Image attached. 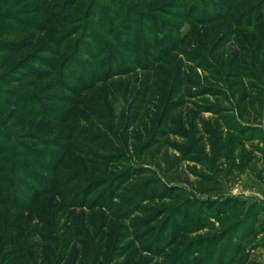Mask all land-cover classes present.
I'll use <instances>...</instances> for the list:
<instances>
[{
    "label": "rangeland",
    "instance_id": "1",
    "mask_svg": "<svg viewBox=\"0 0 264 264\" xmlns=\"http://www.w3.org/2000/svg\"><path fill=\"white\" fill-rule=\"evenodd\" d=\"M66 1L0 20V184L40 182L0 190V264H264V0Z\"/></svg>",
    "mask_w": 264,
    "mask_h": 264
},
{
    "label": "trees",
    "instance_id": "2",
    "mask_svg": "<svg viewBox=\"0 0 264 264\" xmlns=\"http://www.w3.org/2000/svg\"><path fill=\"white\" fill-rule=\"evenodd\" d=\"M30 0H0V20H8L10 23H13V24H16L15 26H19L21 23L24 25V26H29V27H26V28H30V27H33L35 24H31V23H23L21 20H20V16L21 15H23V14H26V11H24V9L22 8V6L23 5H25V4H27L28 2H29ZM65 2V1H64ZM72 0H67L66 1V4H64L63 6H62V8L63 9H65L66 10V8H68V6H72ZM57 8H59L58 6H56ZM61 7V6H60ZM2 8H4V9H6V10H10V11H14V12H16V16L15 17H12V16H10L9 14H11L10 12H8V13H6L5 11H3L2 10ZM22 8V9H21ZM4 12L6 13V14H4ZM6 30H8V31H6V32H8L6 35H5V37H10L11 35H12V33L14 34V32L15 31H13V30H11V28H7ZM85 31H89L88 30V28L87 27H85ZM6 32H2V30H0V35L1 36H3ZM61 38H62V36H59V37H57L56 38V41L57 42H59L60 40H61ZM0 39H1V37H0ZM94 41L95 42H100L99 40H97L96 38H94ZM62 42V41H61ZM23 47V43H13V42H9V41H7V39H4L3 41H0V52L1 53H5V54H14V53H16L18 50H20V48H22ZM104 48H106L107 49V47L106 46H102V49H104ZM105 52H107V51H105ZM38 60H30V61H27V63L24 65V64H21L20 65V67H19V69L16 71V74L17 75H19L20 77H28V76H30V75H33V69H32V66H34V65H37V66H41L42 64H41V62H37ZM41 75H44V74H41ZM35 76H40V72H39V74L37 73ZM10 78H12L11 76H9ZM48 77H49V75H48ZM10 78H7V79H5V81H1L0 83L1 84H3L2 82H6V81H8ZM0 84V85H1ZM0 93L1 94H5L6 93V91L5 90H2L1 88H0ZM2 91H5V92H2ZM7 93H9L10 95H13V94H11L10 92H7ZM1 96V95H0ZM17 99V98H16ZM38 114H40V112H38ZM44 117H47V116H44ZM49 117V116H48ZM63 116H61V117H58L56 120H59V121H57V123L58 122H61L62 120H63ZM263 123H264V120H263ZM255 124H257V123H255ZM247 128H251V126H246ZM253 128H255V129H261L260 127H253ZM73 129V128H72ZM71 129V130H72ZM71 130H68V131H71ZM251 130V129H250ZM72 132V131H71ZM262 132V131H261ZM262 135H263V132H262ZM2 138L0 137V142H2V140H1ZM12 139V140H11ZM10 139V143H14V145H15V140H14V138H11ZM75 139H77V137H75ZM57 143H54V145H55V147L56 146H58V145H56ZM16 145H17V143H16ZM43 145H45V144H43ZM17 147H19V148H21L22 149V147H21V145H17ZM23 147L25 148L24 150L22 149V150H19V151H15V154H21L22 155V157H20V158H26V155H28L27 157L30 159V155L28 154L29 153V151L30 150H34V152H33V154H35V149H32V147H33V145L32 144H30V145H26V144H23ZM66 150H68V148L66 149ZM26 152V153H25ZM72 153H76V151L75 152H73V151H71ZM81 152V150L79 149L78 150V152L77 153H80ZM3 153V150H2V152H1V154ZM0 154V155H1ZM84 154V153H83ZM85 155V154H84ZM33 156V155H32ZM4 158L5 157H2L1 159H0V174H4V173H6L7 172V170H8V163L7 162H5L4 161ZM34 162H35V164H38V165H40V164H42L40 161L38 162L37 161V159H34ZM61 163H63L62 161L60 162V164ZM58 164V163H57ZM64 164V163H63ZM65 166H66V164H64ZM17 166H18V168H17ZM15 165V163H12V164H10V177L12 178V179H7L4 183H5V188H4V186L3 185H1L0 184V190H2V191H4L5 193H7L8 191H9V187H14V185H15V182L14 181H12V180H16V181H20V180H17V179H15L13 176V172L15 171V174H21V175H23L24 176V178H26L27 180L28 179H32L34 182H36L37 183V185L38 184H40V182L39 181H37V176H35V174L33 173V172H31V170L32 169H30L29 167H27V166H29V165ZM39 168H47L46 170H49V171H51V172H54V171H56L57 170V172H59L58 171V168H60V166H58V167H54L52 164H50V165H48V167H44V165H41V166H39ZM69 172V174H68V178L65 180V178L64 179H62V177H57L56 179H55V183H63V181H68V182H72V181H75V179H77V178H79V173L77 172V171H68ZM77 172V173H76ZM20 175V176H21ZM62 180V182H60L59 180ZM127 179V178H126ZM67 182V183H68ZM75 182H78V181H75ZM19 186H22V185H24V187H27L25 184H23V183H21V181L20 182H16ZM88 188H89V186L87 187V190H88ZM44 190H49V189H44ZM43 190V191H44ZM26 191L27 192H29V191H32L30 188L28 189V188H26ZM49 191H51V190H49ZM49 191H46V192H49ZM34 193H36V192H34ZM34 193H32V192H29V196H31L30 197V200H35V198H34ZM1 194V193H0ZM5 195V194H4ZM12 195H13V193H12ZM15 195V194H14ZM16 196V195H15ZM1 197V196H0ZM18 196H16L15 197V199L12 201V202H8L7 200H6V198H2L1 200H0V202H1V204H6V203H12V206H14L16 203H21V205H19V208H21V209H25L26 207H27V205H25L24 203H22L23 201H20V199L19 198H17ZM35 197H36V195H35ZM15 202V203H14ZM72 202V201H71ZM74 204H77L76 202H74ZM91 207V206H90ZM13 263H14V261H13Z\"/></svg>",
    "mask_w": 264,
    "mask_h": 264
}]
</instances>
